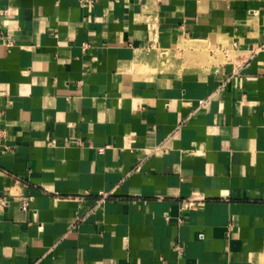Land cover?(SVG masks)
Wrapping results in <instances>:
<instances>
[{
	"label": "crops",
	"instance_id": "0c3cea01",
	"mask_svg": "<svg viewBox=\"0 0 264 264\" xmlns=\"http://www.w3.org/2000/svg\"><path fill=\"white\" fill-rule=\"evenodd\" d=\"M0 198V264H264V0H0Z\"/></svg>",
	"mask_w": 264,
	"mask_h": 264
},
{
	"label": "rangeland",
	"instance_id": "374dc122",
	"mask_svg": "<svg viewBox=\"0 0 264 264\" xmlns=\"http://www.w3.org/2000/svg\"><path fill=\"white\" fill-rule=\"evenodd\" d=\"M211 50H214L216 54L214 58H210L209 56ZM222 50L211 49L207 45H203V47H196L194 51L188 48L185 50V53H164V59L158 65V70L170 68L174 73L185 70L196 72L203 70L204 67L226 63L227 58L222 53Z\"/></svg>",
	"mask_w": 264,
	"mask_h": 264
},
{
	"label": "built area",
	"instance_id": "2783aa9c",
	"mask_svg": "<svg viewBox=\"0 0 264 264\" xmlns=\"http://www.w3.org/2000/svg\"><path fill=\"white\" fill-rule=\"evenodd\" d=\"M224 54H226V55H228L229 53H228V51L227 50H225L224 51ZM101 152L103 151V149L102 150H100ZM4 205H5V202L3 201V199L2 198H0V209H2L3 207H4Z\"/></svg>",
	"mask_w": 264,
	"mask_h": 264
}]
</instances>
